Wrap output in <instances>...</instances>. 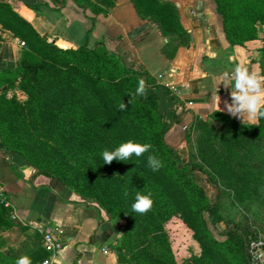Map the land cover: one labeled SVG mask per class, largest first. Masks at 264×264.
<instances>
[{"label": "trees", "instance_id": "trees-1", "mask_svg": "<svg viewBox=\"0 0 264 264\" xmlns=\"http://www.w3.org/2000/svg\"><path fill=\"white\" fill-rule=\"evenodd\" d=\"M75 1L94 14H108L115 4L114 0ZM213 1L230 45H245L257 38L259 26H264V0ZM131 2L138 16L167 38L162 52L168 58L180 46L189 45L190 34L180 22L175 3ZM0 24L24 42L21 60L0 70V89L4 87L0 91V149L22 154L33 168L57 178L83 201L96 203L109 221L122 224L115 242L109 244L119 263L178 264L165 228L166 221L178 215L200 247L199 254L180 264H253L250 243L256 234L248 223H236L222 231L223 240L215 237L209 225L216 228L221 220V190L210 173L207 180L217 191L211 201L195 171L206 172L207 166L220 173L239 198L263 190L264 118L252 125L216 110L210 117L220 129L206 118L197 119L193 128L199 130L195 155L200 162L184 160L165 141L168 123L158 98L150 93L135 95L143 78L140 67L127 65L101 40L92 45H58L1 0ZM259 67L264 75V45ZM14 87L25 99L16 93L7 95ZM122 102L127 107L120 111ZM129 140L150 143L152 150L141 157L104 163V150H114ZM150 154L162 162L158 171L147 165ZM137 192L151 193L153 206L146 214L132 210ZM13 224L9 208L0 200V228L6 230ZM24 255L32 264H42L47 251L42 246ZM21 256L0 250V264H15Z\"/></svg>", "mask_w": 264, "mask_h": 264}, {"label": "crops", "instance_id": "crops-1", "mask_svg": "<svg viewBox=\"0 0 264 264\" xmlns=\"http://www.w3.org/2000/svg\"><path fill=\"white\" fill-rule=\"evenodd\" d=\"M1 1L10 3L39 34L58 45H92L101 40L127 65L140 67L146 94L158 98L168 123L165 141L181 156L187 151V134L199 117L221 128L210 114L219 111L218 96L225 113V101L231 102V86L221 83L223 73H231L237 64L261 73L264 26L245 45H230L213 0H169L176 4L180 22L190 34L189 45L180 46L173 58L162 52L167 38L138 16L131 0H114L108 14H94L75 0ZM22 49V40L0 24V70L15 66ZM172 85L182 89V96L171 91ZM13 93L19 94L16 89ZM186 100L193 105L179 111L177 103ZM0 191L10 203L9 218L14 222L6 230L0 228L2 252L18 257L41 248L42 228L54 225L62 228L64 244L51 264H121L109 244L115 242L122 224L109 221L96 203L83 201L57 178L33 168L22 154L0 149Z\"/></svg>", "mask_w": 264, "mask_h": 264}, {"label": "rangeland", "instance_id": "rangeland-1", "mask_svg": "<svg viewBox=\"0 0 264 264\" xmlns=\"http://www.w3.org/2000/svg\"><path fill=\"white\" fill-rule=\"evenodd\" d=\"M14 89L19 93H16L18 98L25 99V95L20 90L17 88ZM14 89H12L11 93L14 92ZM21 95H23V97H21ZM198 135L199 130L192 127L189 131L187 151L184 156H182L184 160L191 159L195 162H200V159L195 155L197 152L196 142ZM204 168L206 172L203 170H196L195 174L210 200L214 201L217 194L216 188L207 180V178L210 177V173L215 176L216 182L221 190L218 200V214L221 220L218 221L216 228L211 224L209 225L215 237L219 240H223L225 236L222 231H224L226 227L236 223L241 225L248 223L252 231L256 234L250 243V247L253 249L252 263H264V189L259 192L246 194L244 198H239L235 196L226 178L220 173L213 172L207 166ZM122 228L121 226L120 231H122ZM165 228L178 264L193 254H199L200 247L193 238V231L180 216L173 215L169 218L165 223Z\"/></svg>", "mask_w": 264, "mask_h": 264}, {"label": "clouds", "instance_id": "clouds-1", "mask_svg": "<svg viewBox=\"0 0 264 264\" xmlns=\"http://www.w3.org/2000/svg\"><path fill=\"white\" fill-rule=\"evenodd\" d=\"M221 83L226 88L231 86V102L225 101L227 113L241 119L243 123L246 120L252 125H259L260 119L264 118V75L258 71L250 70L246 65L237 64L231 73H223ZM146 89V81L140 78L135 95L144 96ZM129 102L131 103V99ZM217 103L219 111H221L219 96ZM126 107L127 105L124 102L118 106L120 111H123ZM152 147L150 143L142 144L129 140L120 144L114 150H104L101 155L105 164H111L114 160H129L133 155L141 157L145 153H150ZM147 165L153 171H158L162 167V162L154 154H150L147 156ZM124 194L127 196V191ZM152 206L151 193L141 194L137 192L135 202L131 207L136 213L146 214ZM15 264H32V261L29 256L24 255L19 257Z\"/></svg>", "mask_w": 264, "mask_h": 264}, {"label": "built area", "instance_id": "built-area-1", "mask_svg": "<svg viewBox=\"0 0 264 264\" xmlns=\"http://www.w3.org/2000/svg\"><path fill=\"white\" fill-rule=\"evenodd\" d=\"M22 44H24L23 41ZM170 88L174 94L178 96H182V89L180 87H178L177 85H172ZM192 105L193 102L191 100H186L183 103H177L176 108L179 111H187L191 108ZM200 118L201 117H199V119ZM0 200L4 203L6 207L10 206V203L8 202V200L5 197V194L2 191H0ZM12 216L14 217V214ZM63 236H64L63 230L60 227L54 225H47L42 228V246L48 253V256L43 260L42 264L52 263L53 256L56 254L58 250L62 248L64 244ZM252 252L253 249L250 247L251 256L253 255ZM254 263L262 264L263 262L262 263L254 262Z\"/></svg>", "mask_w": 264, "mask_h": 264}]
</instances>
